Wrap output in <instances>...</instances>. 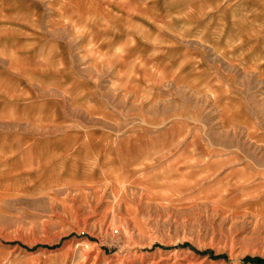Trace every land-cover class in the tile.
<instances>
[{"label":"rangeland","instance_id":"rangeland-1","mask_svg":"<svg viewBox=\"0 0 264 264\" xmlns=\"http://www.w3.org/2000/svg\"><path fill=\"white\" fill-rule=\"evenodd\" d=\"M0 264H264V0H0Z\"/></svg>","mask_w":264,"mask_h":264}]
</instances>
